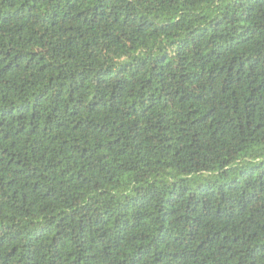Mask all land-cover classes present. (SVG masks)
I'll use <instances>...</instances> for the list:
<instances>
[{
	"label": "trees",
	"instance_id": "1",
	"mask_svg": "<svg viewBox=\"0 0 264 264\" xmlns=\"http://www.w3.org/2000/svg\"><path fill=\"white\" fill-rule=\"evenodd\" d=\"M0 264H264V0H0Z\"/></svg>",
	"mask_w": 264,
	"mask_h": 264
}]
</instances>
